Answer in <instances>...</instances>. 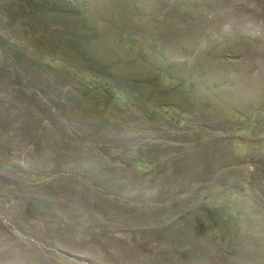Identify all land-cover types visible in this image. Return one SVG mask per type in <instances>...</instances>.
<instances>
[{"label": "rangeland", "instance_id": "374dc122", "mask_svg": "<svg viewBox=\"0 0 264 264\" xmlns=\"http://www.w3.org/2000/svg\"><path fill=\"white\" fill-rule=\"evenodd\" d=\"M55 1L0 0V264H264V0Z\"/></svg>", "mask_w": 264, "mask_h": 264}, {"label": "trees", "instance_id": "16d2710c", "mask_svg": "<svg viewBox=\"0 0 264 264\" xmlns=\"http://www.w3.org/2000/svg\"><path fill=\"white\" fill-rule=\"evenodd\" d=\"M48 9V12H50L51 14H54V15H58V14H63V15H66L67 17H79V16H82L84 11H83V8H82V5L80 4H72V3H69V2H66L64 0H58V2H54L53 5L47 7ZM78 22H79V26L77 28H74L73 29V32L76 31V37L77 38H80L81 39V48L84 44H86V40H88L87 38H91L92 35H88L90 32L89 29H87L85 26H86V22L83 20V19H78ZM86 39V40H84ZM107 52V50H105V53ZM82 54V53H81ZM83 55V54H82ZM78 53H76V58L78 57ZM75 57H73V59H75ZM83 57H86L85 55H83ZM95 58L89 56L86 59H84V63H87L89 64L90 63V66L92 68L93 71H95V73L97 74H101V75H105L109 80H118L120 82H127L128 80L123 76V75H119V74H115V73H112V72H109L107 71L106 68H102L100 66H98V62L94 60ZM30 64H33L37 67H45V68H50L49 67V64L48 63H41V62H37V61H31ZM159 104V103H157ZM114 105L118 108H121L120 105L118 104H115ZM92 109V107H90V110ZM92 112V111H90ZM94 115H97L98 113L96 112H92ZM208 228H210V226H208Z\"/></svg>", "mask_w": 264, "mask_h": 264}]
</instances>
